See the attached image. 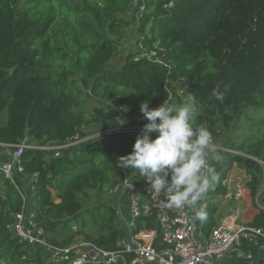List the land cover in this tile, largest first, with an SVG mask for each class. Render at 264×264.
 Here are the masks:
<instances>
[{"label":"trees","instance_id":"trees-1","mask_svg":"<svg viewBox=\"0 0 264 264\" xmlns=\"http://www.w3.org/2000/svg\"><path fill=\"white\" fill-rule=\"evenodd\" d=\"M133 9L134 0H0V145L68 146L60 157L55 150H25L23 172L15 173V184L7 180L0 188V264L47 263L46 246L22 244L8 228L23 210L20 192L26 190L48 244L65 247L82 235L101 249H115L122 236L116 208L98 204L79 220V197L119 184V158L131 154L144 133L124 134L116 154L109 157L108 150L100 158L95 140L86 139L102 132L106 111L96 104L88 118L89 102L113 104L116 117L104 121L111 130L144 126L149 121H143L141 103L156 109L180 92L195 96L199 111L193 127L206 125L213 142L221 138V120L229 127L231 112L254 109L264 125V0H155L154 9L139 18L141 50L114 68L110 63L120 52L116 37L128 23L123 16ZM59 22L65 25L61 34L55 32ZM214 88L225 93L223 102L212 96ZM221 146L231 152L211 160L219 179L208 191L206 232L218 223L234 165L250 176L254 199L264 180L258 162H264V134ZM71 151L91 155L88 167L80 169ZM253 201L255 216L249 220L244 213L241 223L264 229V209ZM146 227L156 229L154 219ZM244 248L253 253L252 263L236 256L221 261L264 264V249L247 242Z\"/></svg>","mask_w":264,"mask_h":264},{"label":"built area","instance_id":"built-area-1","mask_svg":"<svg viewBox=\"0 0 264 264\" xmlns=\"http://www.w3.org/2000/svg\"><path fill=\"white\" fill-rule=\"evenodd\" d=\"M145 1L134 0L133 11L136 17L142 16L146 11ZM171 96L173 94H170ZM121 116L122 114L117 117L120 122ZM143 121H146L145 117ZM143 128L144 126L124 125L114 131L123 135L142 134ZM81 142L83 141L77 143ZM0 146L1 189L7 180L15 184V173L23 172L20 162L25 150H55L57 151L55 157H60V150L68 147L56 145L37 147L29 145L27 141L20 145ZM225 151L231 152L228 149ZM4 157H8V160L4 161ZM258 162L263 168L264 176V162ZM209 163L214 169L211 160ZM122 174L121 182L107 189L110 196L120 195L115 208L122 236L117 240L114 250L101 249L82 235L77 236L72 244L65 247L48 244L45 231L37 225L36 214L30 208L32 201L27 190L20 192L24 207L21 212L14 215V222L8 228L22 244L46 246L48 252L46 264H214L235 256L252 263L253 253L246 251L244 242L264 249V229L241 223L246 210L243 204L238 202L236 205L238 207L232 208L219 218L212 230L206 232L204 226L208 222V207L212 203L208 193L198 205L204 208L207 215V219L201 222L194 219V211L188 206L170 209L163 198H154L149 191L150 184L144 177L139 175L131 178L128 169L124 167ZM34 180L36 181V176L32 182ZM225 185L227 186V183ZM31 189L34 190L35 187L32 186ZM263 192L264 180L255 200L261 209H264V205L261 206L259 200L264 196ZM52 193L55 194V191L52 190ZM228 197L229 194L221 198V202ZM153 219L157 228L147 229L146 224Z\"/></svg>","mask_w":264,"mask_h":264},{"label":"clouds","instance_id":"clouds-1","mask_svg":"<svg viewBox=\"0 0 264 264\" xmlns=\"http://www.w3.org/2000/svg\"><path fill=\"white\" fill-rule=\"evenodd\" d=\"M212 96L223 102L225 93L214 88ZM140 109L149 123L137 137L133 152L120 157L118 166L138 171L150 184V194L163 198L168 208L188 206L195 220L205 221L206 212L198 205L219 179L209 161L221 157L209 128L193 127L199 111L195 96L188 93L179 106H169L165 100L152 110L144 101ZM152 133L157 134L154 139Z\"/></svg>","mask_w":264,"mask_h":264},{"label":"rangeland","instance_id":"rangeland-1","mask_svg":"<svg viewBox=\"0 0 264 264\" xmlns=\"http://www.w3.org/2000/svg\"><path fill=\"white\" fill-rule=\"evenodd\" d=\"M71 1V0H66ZM147 7L146 10H153L155 0H146L145 1ZM141 17V16H140ZM140 17H136L134 11H130L126 15L123 16V19L127 21V25L121 26L120 29V35L116 37L117 44L120 47V52L113 58L110 65L114 68H119L124 63L125 57H127L131 53H137L141 50V48L138 45V39L140 37L139 28L141 26V22L139 20ZM65 28V25L62 22H59L55 26V32L58 34H61V30ZM77 31H80L79 28H77ZM70 33L72 36L74 35V30L70 29ZM137 61V60H136ZM180 97V98H177ZM175 96L170 97L168 103L169 106H179L184 99V95L179 94ZM183 98V99H182ZM113 106V104L108 103ZM96 106L95 102H89L88 104V114L87 117L91 118L92 111L94 107ZM114 107V106H113ZM198 114V113H197ZM230 116L233 118V120L229 123V127L223 126V121L221 120L219 122L220 125V133L221 138L218 140V142H214L218 144L219 152L225 151V147L221 146L225 145L227 148H230L232 144L234 143H241V142H251L254 140H257L258 136L261 134H264V125L261 123L262 120V113L256 112L254 109H249L247 111H242L239 114H236L235 112H231ZM2 120L0 119V123ZM6 122V120H5ZM249 136H252L249 138ZM95 141V146L97 150L100 151V158L103 157V154H105L108 150L110 151L112 142L108 140L105 136H93L91 137ZM71 157H74L77 155L76 151H71L69 153ZM220 155V154H219ZM77 162L79 164L80 169H85L89 165V159L91 155H77ZM221 157V155H220ZM129 171V174L131 178H136L139 176L138 171L133 170L131 168H126ZM72 174L68 173L65 177L66 180L71 178ZM250 182V176L248 173L244 170H240L234 165L231 172L228 174L227 179V186L229 187V197L228 199L222 200L218 218H222L227 212H229L232 208L238 207L236 206L237 203L243 204L242 206L246 209L245 214L247 219H252L256 214V206L254 205V201L256 200L257 195L255 196V199L251 195V190L247 187V184ZM109 186L105 185L101 190H95L92 192L87 193V195L80 196L79 199L83 203V212L79 214L78 219L81 220L84 213L89 212L88 210H91L94 206L98 204L106 205L109 207H114L116 205V200L120 197L118 196H110L108 194ZM264 193V192H263ZM57 191H55V197H57ZM258 194V193H257ZM236 198H239L236 200ZM57 203L60 202L59 199L56 201ZM259 204L261 206L264 205V200H259ZM245 205V206H244ZM248 211V212H247ZM118 223V220H117ZM217 264H225L223 261L217 263Z\"/></svg>","mask_w":264,"mask_h":264},{"label":"water","instance_id":"water-1","mask_svg":"<svg viewBox=\"0 0 264 264\" xmlns=\"http://www.w3.org/2000/svg\"><path fill=\"white\" fill-rule=\"evenodd\" d=\"M95 102L100 108H103L106 111V114L103 116V118L101 120L102 132L99 134H96V136H105V137L110 138L112 140V146H111V149L109 151V157H113L116 154L119 147L121 146L123 134L118 133V132L111 130V129H107L106 126L104 125V121L106 119L116 117L117 112L112 105L108 104L105 101L95 99ZM91 139L92 138H88L86 140H91Z\"/></svg>","mask_w":264,"mask_h":264}]
</instances>
